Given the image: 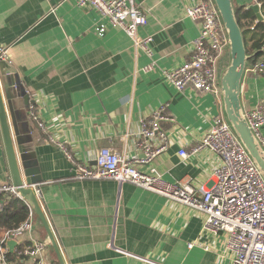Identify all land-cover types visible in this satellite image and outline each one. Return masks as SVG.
I'll use <instances>...</instances> for the list:
<instances>
[{
	"label": "crops",
	"instance_id": "obj_1",
	"mask_svg": "<svg viewBox=\"0 0 264 264\" xmlns=\"http://www.w3.org/2000/svg\"><path fill=\"white\" fill-rule=\"evenodd\" d=\"M134 1L146 15L137 36H151V57L92 8L66 0H0V48L7 49L38 121L46 125L30 131L42 176L36 184L40 206L64 264H230L224 236L203 230L200 214L130 182L74 179L76 168L59 147L88 166L98 149L109 147L138 168L197 192L211 184L220 156L204 148L182 158L179 150L190 151L223 112L221 97L180 92L164 76L188 59L198 35L197 23L183 14L188 0ZM233 1L234 7L253 3ZM101 24L107 26L102 36ZM151 61L154 69L144 71ZM240 99L244 111L264 106V73L245 69ZM160 109L167 149L145 162L137 133L141 120ZM1 185L14 183L0 133ZM33 240L48 241L43 264H60L36 214L32 231L15 240L13 251ZM20 258L17 264L33 262Z\"/></svg>",
	"mask_w": 264,
	"mask_h": 264
},
{
	"label": "built area",
	"instance_id": "obj_2",
	"mask_svg": "<svg viewBox=\"0 0 264 264\" xmlns=\"http://www.w3.org/2000/svg\"><path fill=\"white\" fill-rule=\"evenodd\" d=\"M66 1H71L78 7L96 10L109 25L120 27L132 39L136 49L152 56L149 45L151 36H137L138 28L146 24V15L135 5L134 0ZM183 14L197 23L198 35L192 42L188 59L164 71V76L180 92L190 88L197 93H210L219 98V75L227 63L225 56L228 54V39L216 5L213 0H188ZM106 31L105 24L97 29L101 36ZM0 58H8L6 48H0ZM247 68L255 75L264 73V59L251 63ZM153 69V61L143 68L144 71ZM34 105L33 102L29 105V114L39 128L44 129L46 125L38 121ZM244 113L264 149V137L261 133V127L264 126V106H254ZM164 118L160 109L152 111L141 120L136 146L144 153L145 162L154 160L167 149L168 137L160 130L159 124ZM59 147L76 168L72 178H111L118 183L130 182L162 195L200 214L203 217V230L224 236L223 252L230 259V264H264V178L228 125L223 112L211 118L209 129L190 151L179 150L182 158L204 148L220 156V161L213 170L211 184L205 190L200 188L198 192L188 184L167 181L154 170L138 168L124 153L109 147L97 150L92 166L78 163L64 145L59 144ZM31 187L39 198L41 193L38 186ZM1 193L13 194L22 199L15 185H1ZM25 205L27 213L24 219L16 228L7 229L1 234L0 264H17L8 257L7 242L11 239L19 240L33 229L35 214L26 202ZM47 245V240H33L16 248L15 253L19 257L31 259L32 264H43L42 253ZM192 245L193 243H188L189 247Z\"/></svg>",
	"mask_w": 264,
	"mask_h": 264
},
{
	"label": "water",
	"instance_id": "obj_3",
	"mask_svg": "<svg viewBox=\"0 0 264 264\" xmlns=\"http://www.w3.org/2000/svg\"><path fill=\"white\" fill-rule=\"evenodd\" d=\"M213 1L228 39V60L219 75L223 114L228 125L264 178V149L246 119L240 99L243 74L249 65V59L255 55L256 51L250 54L246 52L242 29L236 17L234 1ZM247 7L254 12L257 21L263 19L259 4L251 3ZM32 102L29 93L17 78L15 68L7 59L0 58V133L12 180L21 198L25 200L41 221L59 263L64 264L47 218L31 187L42 181L35 145L30 135V131L35 127L40 129L28 111ZM29 123L32 125L29 126ZM7 245L12 252L16 241L11 239Z\"/></svg>",
	"mask_w": 264,
	"mask_h": 264
},
{
	"label": "trees",
	"instance_id": "obj_4",
	"mask_svg": "<svg viewBox=\"0 0 264 264\" xmlns=\"http://www.w3.org/2000/svg\"><path fill=\"white\" fill-rule=\"evenodd\" d=\"M260 6L263 16L261 21L256 20L254 12L249 7H235L237 21L242 29L246 52L248 54L256 51L255 55L249 59V63H254L264 56V0H253ZM264 59V57H263ZM0 238L1 234L7 229H14L22 221L16 218L20 213H27L25 200L15 197L13 194H0ZM24 219V218H23ZM8 257L11 261L19 263L21 259L16 253L9 252Z\"/></svg>",
	"mask_w": 264,
	"mask_h": 264
},
{
	"label": "rangeland",
	"instance_id": "obj_5",
	"mask_svg": "<svg viewBox=\"0 0 264 264\" xmlns=\"http://www.w3.org/2000/svg\"><path fill=\"white\" fill-rule=\"evenodd\" d=\"M226 60V59H225ZM225 63V62H224Z\"/></svg>",
	"mask_w": 264,
	"mask_h": 264
}]
</instances>
